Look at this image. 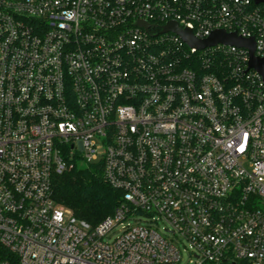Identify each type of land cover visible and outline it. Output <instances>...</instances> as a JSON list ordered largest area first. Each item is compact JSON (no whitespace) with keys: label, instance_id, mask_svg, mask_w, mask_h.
I'll use <instances>...</instances> for the list:
<instances>
[{"label":"built area","instance_id":"1","mask_svg":"<svg viewBox=\"0 0 264 264\" xmlns=\"http://www.w3.org/2000/svg\"><path fill=\"white\" fill-rule=\"evenodd\" d=\"M255 0H0V264H264V78ZM100 164L97 224L52 180Z\"/></svg>","mask_w":264,"mask_h":264},{"label":"trees","instance_id":"2","mask_svg":"<svg viewBox=\"0 0 264 264\" xmlns=\"http://www.w3.org/2000/svg\"><path fill=\"white\" fill-rule=\"evenodd\" d=\"M79 163L84 164L79 161L53 178V198L78 219L94 225L113 213L122 193L107 183L100 164Z\"/></svg>","mask_w":264,"mask_h":264},{"label":"water","instance_id":"3","mask_svg":"<svg viewBox=\"0 0 264 264\" xmlns=\"http://www.w3.org/2000/svg\"><path fill=\"white\" fill-rule=\"evenodd\" d=\"M256 3H264V0H255ZM164 30H171L178 33L189 46L204 48L216 43L244 47L249 50V67L260 73L264 78V57L257 58L254 56V40L252 38L243 39L235 33H225L224 31H214L207 39L203 41L196 40L189 29H180L175 23H170Z\"/></svg>","mask_w":264,"mask_h":264},{"label":"rangeland","instance_id":"4","mask_svg":"<svg viewBox=\"0 0 264 264\" xmlns=\"http://www.w3.org/2000/svg\"><path fill=\"white\" fill-rule=\"evenodd\" d=\"M79 166H82L84 164L79 163ZM180 252H181V261L179 262V264H186L188 263L190 256L187 252V250L184 248V246L182 244H180Z\"/></svg>","mask_w":264,"mask_h":264}]
</instances>
